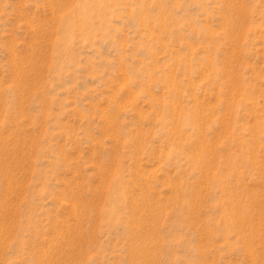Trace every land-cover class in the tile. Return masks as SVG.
I'll list each match as a JSON object with an SVG mask.
<instances>
[{"label": "rangeland", "instance_id": "1", "mask_svg": "<svg viewBox=\"0 0 264 264\" xmlns=\"http://www.w3.org/2000/svg\"><path fill=\"white\" fill-rule=\"evenodd\" d=\"M0 264H264V0H0Z\"/></svg>", "mask_w": 264, "mask_h": 264}]
</instances>
